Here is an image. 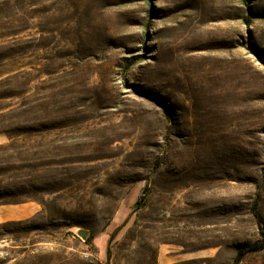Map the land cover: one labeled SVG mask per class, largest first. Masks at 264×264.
I'll return each mask as SVG.
<instances>
[{"label":"rangeland","instance_id":"obj_1","mask_svg":"<svg viewBox=\"0 0 264 264\" xmlns=\"http://www.w3.org/2000/svg\"><path fill=\"white\" fill-rule=\"evenodd\" d=\"M5 79L0 202L43 208L0 225V264H232L259 241L264 0H0Z\"/></svg>","mask_w":264,"mask_h":264},{"label":"crops","instance_id":"obj_2","mask_svg":"<svg viewBox=\"0 0 264 264\" xmlns=\"http://www.w3.org/2000/svg\"><path fill=\"white\" fill-rule=\"evenodd\" d=\"M43 205L34 201H25L16 204H2L0 202V225L10 222L28 220L42 211ZM23 250L25 246L21 247ZM169 254H160L157 264H206L208 260L217 257V249L200 250L195 253L169 250Z\"/></svg>","mask_w":264,"mask_h":264},{"label":"trees","instance_id":"obj_3","mask_svg":"<svg viewBox=\"0 0 264 264\" xmlns=\"http://www.w3.org/2000/svg\"><path fill=\"white\" fill-rule=\"evenodd\" d=\"M9 79H5L4 81H2V85H7L9 82ZM1 86V85H0ZM17 97V94L15 93H5V94H0V100L2 99H8V98H14ZM35 110L34 107H32L31 105H16L14 108H11L8 110V112L6 113L7 115H4L3 118H6L9 120V123L11 125L12 129L11 131H19L20 133H26L27 131H35L34 128H32L31 126H22L19 127V117L21 115H23L24 113H33ZM6 134L10 133L9 130H5ZM11 139V138H9ZM2 150L4 151H12V152H18V149H15V147H13L11 144H7L5 146L2 147ZM159 166V162L157 161L155 163V167L157 168ZM250 214L255 222L256 228L258 230V235H259V241L251 243V244H247V245H243L241 246L235 255V258L232 262V264H240V262L242 261V259L248 255V254H252V253H256V252H260L264 249V222L263 219L261 217L260 212L258 211V207H257V202L254 201L251 205L250 208Z\"/></svg>","mask_w":264,"mask_h":264},{"label":"water","instance_id":"obj_4","mask_svg":"<svg viewBox=\"0 0 264 264\" xmlns=\"http://www.w3.org/2000/svg\"><path fill=\"white\" fill-rule=\"evenodd\" d=\"M77 235L83 240L85 241L87 239L88 236V232L86 230H78Z\"/></svg>","mask_w":264,"mask_h":264}]
</instances>
